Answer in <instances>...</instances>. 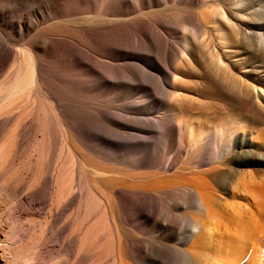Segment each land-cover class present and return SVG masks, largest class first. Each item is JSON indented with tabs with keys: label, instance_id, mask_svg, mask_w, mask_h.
I'll return each mask as SVG.
<instances>
[{
	"label": "bare ground",
	"instance_id": "1",
	"mask_svg": "<svg viewBox=\"0 0 264 264\" xmlns=\"http://www.w3.org/2000/svg\"><path fill=\"white\" fill-rule=\"evenodd\" d=\"M150 39L162 62L137 50ZM3 131L15 145L49 134L74 158L65 200L57 179L41 202L37 264L103 262V235L84 249L93 227L79 229L90 196L117 233L108 264H164L149 246L179 264H264V0H0Z\"/></svg>",
	"mask_w": 264,
	"mask_h": 264
},
{
	"label": "rangeland",
	"instance_id": "2",
	"mask_svg": "<svg viewBox=\"0 0 264 264\" xmlns=\"http://www.w3.org/2000/svg\"><path fill=\"white\" fill-rule=\"evenodd\" d=\"M162 35H164L163 37L165 38V40L172 41L170 37H168L167 35L165 34ZM149 43L153 44V42H151V39L149 41L141 40V46L137 45V50H140L141 52L142 50H146V52L148 53L150 52L152 55L155 54L157 58L162 62L163 58L158 53L151 52V50L149 49ZM111 53H112L111 55L113 56H118L117 52H111ZM92 55L94 59L103 61L105 62V64L113 65L114 63L107 58H103L99 54H97L98 56L96 54H92ZM168 58L169 55L167 54V52H165V64H167V67H168ZM126 63H127L126 67L128 68L130 66L129 65L130 61L128 62L126 61ZM145 65H148L152 69L150 71V74L151 75L155 74V76L157 77L159 72L157 68L159 67L165 68V66H161V64H158V66L156 67L151 66L147 60L145 61ZM257 70L260 71L261 69H257ZM134 92L137 94V95L134 94L135 97L140 96L139 94H141L136 90ZM155 95L157 98H162L164 96L162 92H157L155 93ZM110 111L114 117L117 116L122 117V115L124 116V113L118 110H110ZM50 136L51 135L46 134L45 137L43 136L44 138L41 137L38 139H30L26 143L15 145L14 143L12 144V139L9 135V131H3L0 134V151H1L0 152V264H33L34 262L35 264H37L38 262L36 261L38 260L39 255L37 256L35 254L37 253L39 254L40 252L39 250L41 249V244H42L41 241L44 240V237H41L44 236V233L42 231L43 228L41 227H43V222L46 215L45 214L46 210L44 207H47L46 206L47 203L46 205H42L41 202L45 198L48 199V203H49L50 195L56 194L55 190L57 189L56 186L58 187L57 185L58 183L56 184L55 180L57 179L58 181H62V185L63 183L65 184L62 186L63 188L61 189V191L66 189V191H63L65 193L62 192L64 194V198L60 197L61 200L59 199L62 202H63L62 199L65 200V196H66L65 194H67V189L69 188L68 184H70V181L68 180H70L71 178L70 174L72 172L70 171L72 170L71 166H73L72 164L74 162L73 160L74 158L71 154H69L66 151L65 147L61 144L60 139L57 140L55 144V142L52 140V137ZM3 141L4 142L6 141L7 143L5 142L6 143L5 144ZM1 145H6V146L5 147L3 146L2 148ZM61 168H63L62 169L63 173L61 172ZM58 170L64 175L62 176V179L61 177L60 179L58 178L59 175ZM48 174L53 176V182L44 185L42 181V177H45ZM102 177L104 176H100V178ZM107 177L108 175H106L105 178ZM112 177L115 178L116 176H112ZM81 181L84 189V194L88 196L87 194H88V190L91 187L90 186L91 183L88 181V178H86V176H82ZM53 183H55L54 189H53ZM34 195H35V199L34 198L33 199L37 201V204L30 207L28 203L30 199L34 197ZM85 195L84 198L86 197ZM53 197L51 202V203L54 202L52 208L56 209L57 208L56 205L59 203L58 202L56 203L55 201H57V199ZM90 197H91L90 200L92 202L91 205H89L90 211L88 209L89 212L87 213L88 216L87 215L83 216L82 214L83 218L82 217L81 218L85 220L83 221L84 222L83 226L79 228L83 230V228H85L86 226L92 225L93 227L91 228L93 229L92 231L90 229V232L92 234L89 232V234L87 235L88 238L85 239L84 241L86 244L84 245L85 246L84 249H86L88 246L93 245L91 244L92 243L91 239L93 240L95 239L94 235H96L97 233L96 230H98V234L99 233H100L99 235L102 234L103 238L101 240L102 242L100 241L99 244H97L98 242H96L95 245H93L94 248L101 249L99 251V254L96 257H94V260L101 257L103 262L102 263L100 262L98 264H108L109 262H111L110 260L112 259L113 256L112 250L114 248V245L116 244L117 233L111 231V229L108 228L107 226L108 220L106 217H104V214L102 213L103 206L97 204L96 201L97 198H94L96 196L94 197L90 196ZM77 205H78V200H75L74 202L71 203L68 210L64 214L65 215L72 214V211L76 209ZM81 218L79 217L76 219V221L73 223L74 225L68 228L67 233H72L73 230L75 231L76 229L75 226L78 225L80 222V221L78 222V219L81 220ZM95 222L97 223L95 224ZM79 229H76V231H79ZM133 231L140 238H147L148 236H150L147 234L139 233L137 231L135 232V230ZM187 232L188 229L184 226V229L181 230L180 233H178L177 235L178 238L174 239L173 241L167 242V244L169 246L181 250L184 247L183 239L187 234ZM155 234L156 233H154V235ZM91 235L94 237H90ZM148 250H146V254L144 255L148 256V257L145 256V258L149 262L157 261L161 263L162 261H164V264H179V260H177V255H175V253H172V251L170 252L171 254L169 253L168 255H166L167 257L166 259H164L162 258L163 255L161 254L159 248L155 246H149ZM30 258H33L34 260ZM55 262L56 259L50 260V263L52 264H54ZM62 264H64V262H62ZM93 264H96V262H94Z\"/></svg>",
	"mask_w": 264,
	"mask_h": 264
}]
</instances>
